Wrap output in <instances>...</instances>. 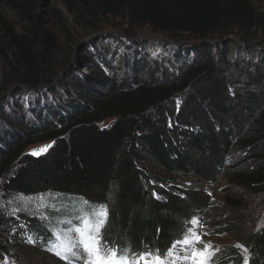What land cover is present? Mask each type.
<instances>
[{"label": "trees", "instance_id": "16d2710c", "mask_svg": "<svg viewBox=\"0 0 264 264\" xmlns=\"http://www.w3.org/2000/svg\"><path fill=\"white\" fill-rule=\"evenodd\" d=\"M92 1L104 17L121 16L129 28L146 27L170 42L116 39L117 46L98 62L89 48V56L82 57L84 67L94 68L91 74L65 79V85L72 83L67 87L78 102L62 110L57 105L47 118L20 121L14 127L12 146L0 152V179L7 177L3 191L8 197L53 196L51 207L63 209L66 218L82 216V223L91 225L90 233L96 231L93 211L105 209L109 226L98 229L100 245L117 253L160 255L189 238L190 206L201 207L206 198L186 191L184 197L174 194L162 179L140 167L144 158L172 177L201 175V170L204 176H216L226 156L237 153L233 145L243 133L247 139L237 146L244 151L264 144V47L256 51L229 38L241 35L247 41L254 32L264 36V0H257L259 8L255 0ZM78 3L88 17H97L91 0ZM0 5L20 15L12 0H0ZM1 23L8 33L0 47L4 69H13L19 83L33 88L41 82L53 84L54 76L44 78L37 66L39 58L44 61L39 51L56 47L53 38L31 23L16 36L0 14ZM183 36L199 44L180 45ZM4 49H14L13 59ZM251 53L254 59L249 62ZM227 70L244 75L247 84L232 87ZM108 120L110 127H102ZM44 142H53L44 154H26L29 147ZM253 159L251 155L236 166ZM198 161L206 162L201 170ZM236 166L229 184L255 193L256 184L264 183V168ZM21 228L41 244L53 237L36 218L10 216L0 209V241L15 230L24 233ZM222 231L244 248L257 247L252 260L264 264V231L237 226ZM227 251L234 250L219 252L212 261L245 264L235 262Z\"/></svg>", "mask_w": 264, "mask_h": 264}, {"label": "rangeland", "instance_id": "374dc122", "mask_svg": "<svg viewBox=\"0 0 264 264\" xmlns=\"http://www.w3.org/2000/svg\"><path fill=\"white\" fill-rule=\"evenodd\" d=\"M12 1L18 4L20 15L14 13L13 10L1 7V5L0 14L16 36L22 33V26H28L31 23L34 26L36 25L39 32H46L53 38L56 47L41 49L39 53L44 61L39 58L37 66L40 67L44 78L51 75L54 77L50 80L53 81V84L49 85L41 82L33 91L31 85L18 82L16 71L4 69L2 55L0 56V152L7 151L12 146L14 142L12 131L14 127L17 128V123H20V121L37 122L45 117L47 118L49 110L57 105L62 110L68 107V104L76 101L72 90L67 87V85L71 86L72 83L67 82V85H65V79L67 76L75 77V73L81 77L91 74L94 68L91 70V68L84 67L86 60L82 57L85 53H87V57L89 56V48H92L93 54H97L98 62L101 57L107 56L110 47L117 46L113 43V40L116 39L119 41H124V39L130 41L135 38L160 39L170 42L163 34L153 33L146 27L141 30L129 28L125 18L121 16L109 15L104 17L98 12L92 0L90 7L94 9V14L97 13L96 18L88 17L85 11L81 10L79 0ZM253 3L257 5L256 8H259V1L255 0ZM7 35L4 25L1 23L0 47L1 41ZM229 38L239 46L248 44L256 51H261L264 47L262 46L264 45V36L261 35V32L252 33L247 41L243 40L241 35L229 36ZM178 40L184 42L180 45L193 46L199 44L189 41L185 36L180 37ZM4 52L9 59H13L14 49H7ZM247 59L249 62L252 61L254 59L253 53L249 54ZM19 70L22 72L21 69ZM112 72L114 73V71ZM226 74H229L226 75V79L231 80L230 85L232 87L241 89L242 86L247 84L245 76L237 71L227 70ZM111 124L112 120H108L102 124V127L108 128ZM183 126L187 129L189 125ZM249 127L251 125H248ZM246 137V133H243L234 142V148H238L237 153L226 156L223 168L216 176L202 175L203 170L201 168L206 166V162L202 161L197 162L199 170L202 172L201 175L192 172L181 177H172L164 173L147 157L140 164V167L148 174L162 179L165 182L164 187L172 189L174 194L184 197L186 191L202 194L206 198L203 206L197 207L196 204L190 206L192 212L186 219V227L191 230L189 239L192 238V232L194 231L200 236L204 244L212 246L211 250L214 255L208 264H217L215 260L212 261L213 257H216L219 252L231 249L234 251H227V256L234 254L235 262H238L237 260H243L244 262L247 260L248 264H254L252 258H254L257 247H253L252 250L244 248L237 244L230 234L222 230L237 226L245 231H264V183L256 184V191L253 193L242 189L239 185L229 184L228 182L230 176H233V168L236 163L244 161L251 155H254L255 159L247 162L246 166L237 165L236 167L250 170L264 168V144L255 149L247 147L245 151L237 146L239 142L246 140ZM52 143L44 142L31 146L26 150V154L38 157L44 154L52 146ZM41 149L45 150L40 151ZM34 151L37 154L34 155ZM6 178L0 179V209L10 216L24 213L27 216L36 218L37 223L39 222L41 226L45 227L44 229L52 232L53 237H49L46 242L43 241L41 244V241L39 239L35 240L33 233L25 228H21V230L25 229L24 233H17L15 230L11 234H6L0 241V264H87L92 257L84 251L82 239L85 238H89L90 241L95 240L101 249V254L107 253L110 249L113 250L105 245H100L99 241H96L98 229L94 227L96 228L95 233H90L88 228L91 225L82 223V216H72L71 219L66 218L62 212L60 213L63 209L51 207L55 204L53 196L34 198L6 196L3 191ZM60 206L64 207L65 210L68 208L63 204ZM53 210L56 211L51 217L49 214ZM93 212L95 217L92 225L96 226L100 219H104L103 225L109 226L107 215L106 217L99 215L101 212H106L105 209H95ZM193 221H198L199 224H194ZM76 229L82 230L85 237L82 238ZM182 242H175L161 251L160 256L163 257L164 264H194L191 252L193 249L202 248L203 244H193L189 247ZM64 245L73 247L75 256L72 252L66 251ZM185 248L188 250L185 251ZM58 252L61 255L58 256L56 254ZM123 252L124 254H131L126 253V251ZM184 257L189 258L185 259ZM199 259V257L196 258L197 264Z\"/></svg>", "mask_w": 264, "mask_h": 264}, {"label": "snow or ice", "instance_id": "6c2138e0", "mask_svg": "<svg viewBox=\"0 0 264 264\" xmlns=\"http://www.w3.org/2000/svg\"><path fill=\"white\" fill-rule=\"evenodd\" d=\"M44 150L45 149H41L40 151ZM33 154L35 155L37 152L34 151ZM99 215L101 217H106L107 213L101 212ZM104 222V219H100L99 223L95 227L99 229L104 224ZM193 223L199 224L198 221H193ZM76 231L81 235L82 238L85 237V233L82 230L76 229ZM182 243L189 247H191L193 244H203L202 248L193 249L191 252V258L193 259L194 264H197V257L200 258L198 264H208L209 260L214 255V252L211 250L212 246L210 244H204L200 236L194 231L192 232V238H185ZM82 244L84 251L90 257H92V259L88 261L87 264H164L162 256L147 251L142 253L124 254L123 251L117 253L115 250L110 249L107 251V253L101 254V249L94 240L90 241L89 238H85L82 239ZM64 247L66 251L72 252L73 256H75L73 247H69L68 245H64ZM184 250L187 251L188 249L185 248ZM56 254L58 256L61 255L59 252ZM184 258L188 259L189 257ZM245 264H247V260H245Z\"/></svg>", "mask_w": 264, "mask_h": 264}, {"label": "water", "instance_id": "95a60500", "mask_svg": "<svg viewBox=\"0 0 264 264\" xmlns=\"http://www.w3.org/2000/svg\"><path fill=\"white\" fill-rule=\"evenodd\" d=\"M136 39H138V38H136ZM124 40H127V39H124ZM32 89H33V91H34L35 88H32Z\"/></svg>", "mask_w": 264, "mask_h": 264}]
</instances>
